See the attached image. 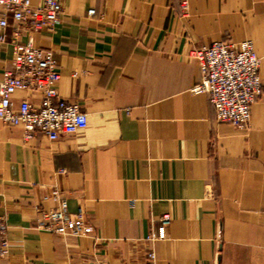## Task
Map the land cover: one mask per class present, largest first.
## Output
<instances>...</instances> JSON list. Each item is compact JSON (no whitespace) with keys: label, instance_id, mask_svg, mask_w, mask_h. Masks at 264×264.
Segmentation results:
<instances>
[{"label":"crops","instance_id":"1","mask_svg":"<svg viewBox=\"0 0 264 264\" xmlns=\"http://www.w3.org/2000/svg\"><path fill=\"white\" fill-rule=\"evenodd\" d=\"M57 1L52 29L7 19L0 81L13 43L31 38L52 52L58 94L87 124L49 140L0 121V264H264V0ZM221 38L250 40L260 58L263 91L243 128L192 91L191 50ZM23 99L40 101L17 90L12 108ZM54 189L86 211L83 234L36 225L57 206Z\"/></svg>","mask_w":264,"mask_h":264},{"label":"built area","instance_id":"2","mask_svg":"<svg viewBox=\"0 0 264 264\" xmlns=\"http://www.w3.org/2000/svg\"><path fill=\"white\" fill-rule=\"evenodd\" d=\"M181 10L187 7V0H178ZM94 10H88L93 14ZM62 7L57 0H43L33 6L30 0H0V29L11 17L17 24L25 25L31 31L49 30L57 25ZM0 40L3 35L0 33ZM200 66V78L193 86L195 93H206L218 122H225L239 128L249 123L252 105L260 98L263 85L259 75L260 58L250 40L233 43L228 39H217L208 45L191 50ZM60 78L58 64L52 52L35 46L31 38L26 42H14L10 67L0 81V121L7 125H22L27 136L41 134L49 140H56L61 134H72L86 127V114L76 102L62 99L57 91ZM23 90L36 93L38 104L23 99L14 110L11 96ZM51 198L57 206L40 209L36 225L55 234L79 236L85 232L87 216L84 209L70 212L67 201L61 198L57 189ZM167 224L169 217L161 218ZM7 224L0 215V258L7 251ZM150 261L153 252H148Z\"/></svg>","mask_w":264,"mask_h":264}]
</instances>
